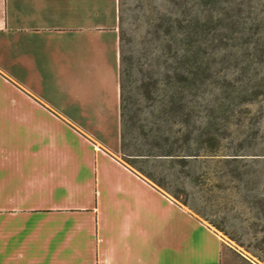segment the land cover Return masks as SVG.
I'll list each match as a JSON object with an SVG mask.
<instances>
[{
  "label": "crops",
  "instance_id": "0c3cea01",
  "mask_svg": "<svg viewBox=\"0 0 264 264\" xmlns=\"http://www.w3.org/2000/svg\"><path fill=\"white\" fill-rule=\"evenodd\" d=\"M117 0H0V264H228L122 158Z\"/></svg>",
  "mask_w": 264,
  "mask_h": 264
},
{
  "label": "rangeland",
  "instance_id": "374dc122",
  "mask_svg": "<svg viewBox=\"0 0 264 264\" xmlns=\"http://www.w3.org/2000/svg\"><path fill=\"white\" fill-rule=\"evenodd\" d=\"M117 9L129 91L122 158L216 229L228 264H264V0ZM159 153L194 155L143 157Z\"/></svg>",
  "mask_w": 264,
  "mask_h": 264
},
{
  "label": "trees",
  "instance_id": "16d2710c",
  "mask_svg": "<svg viewBox=\"0 0 264 264\" xmlns=\"http://www.w3.org/2000/svg\"><path fill=\"white\" fill-rule=\"evenodd\" d=\"M122 20V18H121ZM124 42H125V31L123 29L120 30V46H121V107H122V151L125 147V129L127 127V107H128V89H127V83H126V76L128 74V67H127V57L125 56V47H124ZM193 156L194 154H186L184 156H176L175 154L172 153H159V154H145L143 157L149 158L151 156L154 157H168L172 156L173 158L178 157L177 159H182V162L186 161L187 157L186 156Z\"/></svg>",
  "mask_w": 264,
  "mask_h": 264
}]
</instances>
